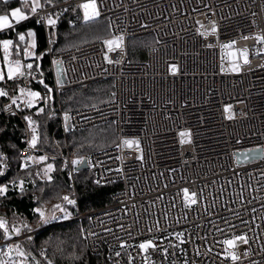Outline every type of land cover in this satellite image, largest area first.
<instances>
[{
    "label": "built area",
    "instance_id": "obj_1",
    "mask_svg": "<svg viewBox=\"0 0 264 264\" xmlns=\"http://www.w3.org/2000/svg\"><path fill=\"white\" fill-rule=\"evenodd\" d=\"M86 1L39 0L25 20L43 28L57 101L50 134L57 154L47 155L65 157L73 181L68 133L109 123L116 136L86 158L96 185L115 186L106 205L73 218L85 219L88 252L107 264H264V0H92L119 43L109 61L105 39L54 50L59 17L77 7L85 21ZM141 37L152 38L145 59L130 61L127 41ZM230 50H246L237 72ZM20 72L0 79L7 93L0 100L25 129L18 157L29 166L45 152L31 146L25 95L38 93L33 85L43 76L27 66ZM106 79L108 101L62 109V93ZM127 139L139 152L124 146ZM259 147L261 158L237 163V152ZM40 229L20 228L0 246L20 245ZM238 236L247 243H226ZM149 241L154 247H139ZM0 261L9 264L1 251Z\"/></svg>",
    "mask_w": 264,
    "mask_h": 264
},
{
    "label": "trees",
    "instance_id": "obj_2",
    "mask_svg": "<svg viewBox=\"0 0 264 264\" xmlns=\"http://www.w3.org/2000/svg\"><path fill=\"white\" fill-rule=\"evenodd\" d=\"M20 3V0H8L7 3L0 0V16L9 15L15 7L20 6ZM23 11L25 15L31 12L24 9ZM81 18V12L77 7H72L59 17L56 24L54 50L63 49L59 46L65 41L75 43L102 40L109 36L110 30L105 18L98 17L88 22L82 21ZM15 22L11 19L9 24ZM29 29L33 30L35 37L32 49L35 57L32 58L30 69L37 71L39 76H43V81L37 80L33 85L34 90L39 93V98L33 106L29 107L27 114L33 122L31 141L35 136V146L43 150L45 154L36 152L29 166L21 164L18 154L24 143L25 129L19 119L4 115L0 100V188L6 189L5 192L0 193V219L6 221V231L0 228V241L14 235V229L20 224V227L24 226L27 231L41 228L34 236L20 243L25 264H107L104 255H91L86 248L83 237L85 219L73 220V218L78 213L106 205L110 201V195L115 190V186L96 185L90 169L76 171L75 167L83 158H87L91 151L114 144L116 136L110 132L112 125L109 123L102 124L98 134L91 133L96 127L68 133V148L74 162L73 181L68 176L69 167L66 158L55 160L47 155L57 154L50 140L51 131L57 121L55 115L57 101L49 77L50 64L45 52L43 28L35 20L28 19L16 24L14 28L0 31V41L9 40L13 45L17 40L21 44L24 41H19V35ZM151 43V37L128 39V59L130 61L144 60L146 49ZM11 55L12 58L17 57L14 60L20 62L23 65L22 68L25 67L20 52H14ZM0 58H3L1 50ZM3 77L6 75L4 74ZM112 89V80L106 79L62 93L60 105L64 111H70L86 105L101 104L111 98ZM25 98L29 103L27 95ZM45 166L52 168L47 176H45ZM62 192L74 203H64L61 197ZM58 194L60 201L56 205H49L50 209L66 208L69 215L74 216L72 220L63 219V215L57 213L43 219L37 212V208H45V202ZM62 212L65 213V211ZM11 244H13L12 247L16 245L15 242ZM0 251L5 255V245L0 246ZM6 262L11 263L7 257Z\"/></svg>",
    "mask_w": 264,
    "mask_h": 264
},
{
    "label": "rangeland",
    "instance_id": "obj_3",
    "mask_svg": "<svg viewBox=\"0 0 264 264\" xmlns=\"http://www.w3.org/2000/svg\"><path fill=\"white\" fill-rule=\"evenodd\" d=\"M21 1V3H20V6L19 7H17V8H21L22 9V11H23V9L24 10H31V7H32V3H31V0H30V3L28 4V5H25L24 3H23V0H20ZM38 3L40 4V2H39V0H38ZM16 8V7H15ZM14 8V9H15ZM38 8V7H37ZM84 8V7H83ZM89 11H90V13H88L89 14V16H94V15H92V14H94V10L92 9V6H90L89 7ZM24 12V11H23ZM83 13H85V9H83ZM11 12L9 13V15L8 14H6V15H8L9 16V22L11 21V19H13L12 17H11ZM94 19H96V17H93L92 19H90V20H94ZM90 20H88V21H90ZM87 21V22H88ZM11 25V24H10ZM15 26L12 24L9 28L7 27V28H5V30H7V29H10V28H14ZM29 32H31L33 35H31V36H29L28 35V33ZM21 35H23L24 37H25V39L24 40H20L19 39V41H24V42H21V44H20V42H17V40H15L14 41V43H13V45H9V47H8V49H7V51H5V48H4V41H9V40H2V41H0V47H1V53H2V59L0 58V76H2V78H4L3 77V75L5 74L6 75V77H9V69H13V70H15V68H16V64H17V62H16V60H14V59H17V57H13L12 58V55H11V53H17V52H20L21 53V58H22V60L25 62V66H27V65H29V64H32V62H33V57H35V55L33 54V51H32V49H33V47H34V43H32L33 42V40H34V32H33V30H31V29H29V30H27L25 33H23V34H20L19 35V37L21 36ZM105 39V46H106V53H105V59L107 60V61H109V57H108V54H107V52L109 51V50H113V49H115V48H117L118 46H119V43H118V41H117V39L116 38H113L111 35H110V33H109V36L108 37H106V38H104ZM25 40H26V42H25ZM96 40H101V39H96ZM90 41H95V40H88V41H82V42H75V43H69V42H67V41H65L61 46H59L60 48H63V49H66V48H71V47H75V46H79V45H81V44H84V43H87V42H90ZM108 41H113V43L112 44H108L107 42ZM14 46H15V48H14ZM21 49V50H20ZM63 49H61V50H63ZM26 53H28L27 55H26ZM227 54H228V60H229V63H230V69H231V71L232 72H237L238 71V69L237 68H235L233 65H234V63L238 60V58L240 57V60L241 61H245V59H246V53L243 51V50H240L239 52H237L236 50H230V51H228L227 52ZM26 59V60H25ZM14 62V63H13ZM19 64L21 65V63L19 62ZM22 66L23 65H21V67H20V71L22 70V69H24V68H22ZM2 78H0V79H2ZM29 99H31V98H29ZM35 104V102L34 101H31V103H29V107L30 106H33ZM225 111L226 112H231V107L230 106H227V107H225ZM101 126L102 125H99V126H96V128H94V130L92 129V131H91V133L93 134H95V133H97V132H100L101 130H100V128H101ZM111 129L112 130H110V132L115 136V133H114V129H113V127H111ZM95 131V132H94ZM98 134V133H97ZM100 134V133H99ZM103 138H104V135L102 136ZM115 138V137H114ZM188 140V138H185L184 140H183V142H186ZM126 141V140H125ZM127 141H131V140H128L127 139ZM64 144V143H63ZM111 144V143H110ZM108 146H110L109 144L108 145H106V147H108ZM124 146L127 148V149H130V150H136L137 152H139V149L137 148V147H135L134 146V144L133 143H131V144H125L124 143ZM94 151H96V150H94ZM94 151H91V152H94ZM90 152V153H91ZM89 153V154H90ZM88 154V155H89ZM88 155H87V157H88ZM50 171H52V168H49V166H45V176H47L48 175V173L50 172ZM44 174V173H43ZM61 194V193H60ZM61 197H62V201H64V203H66V204H69V200H71L72 201V199H69L68 197H67V195L66 194H64L63 192H62V195H61ZM65 197H67L68 199L66 200V199H64ZM59 198H60V195L58 194V195H56L53 199H48L46 202H45V208H42V207H40V208H37V212L38 213H43V216H41L43 219H44V217H45V219H47L48 217H50V214H53V213H57L58 215H63V219H71L72 220V218L74 217V216H70L69 214V211H67V210H65L66 208H64V209H62V208H60V207H58V208H56L55 210L54 209H50V207H49V205H56L57 204V202H59L60 200H59ZM62 211H65V213L64 212H62ZM0 221H2L3 223H4V227H0L1 229H3V230H5L6 231V229H5V226H6V221H3L2 219H0ZM24 225V224H23ZM20 226H21V224H20ZM17 227L16 229H14V231L13 232H15L16 233V231L17 230H19L20 228H24L25 229V227L24 226H22V227ZM14 234V233H13ZM13 236V235H12ZM11 237V236H10ZM10 237L8 238V239H6V240H9L10 239ZM239 237H242V236H238V237H236V238H234V242H233V246L234 245H238V244H240V243H242L243 241H241L240 239H238ZM12 245L13 244H11V243H8V244H6L5 245V255H6V257L9 259V261L11 262L10 264H25V262H24V259H25V256L23 255V256H21V255H18L17 254V251H16V248H15V246L16 245H14V247H12ZM19 247H20V245H19ZM9 249H11V251L9 252ZM20 251H21V249H20ZM22 252V251H21ZM26 264H30V263H26Z\"/></svg>",
    "mask_w": 264,
    "mask_h": 264
},
{
    "label": "snow or ice",
    "instance_id": "obj_4",
    "mask_svg": "<svg viewBox=\"0 0 264 264\" xmlns=\"http://www.w3.org/2000/svg\"><path fill=\"white\" fill-rule=\"evenodd\" d=\"M8 2V0H4V3H7ZM23 3L25 4V5H28L29 3H30V0H23ZM31 3H32V7H31V11L33 12V13H35L36 12V10H37V7H39V3H38V0H31ZM89 7V5H84V8L85 9H87ZM92 7L94 8L95 7V5H92ZM11 17L18 23L19 21H22V20H25V19H27L28 17L25 15V13L22 11V9L21 8H15V9H13L12 11H11ZM94 15H98V13H95ZM93 17L92 16H89V14L87 13V11L85 12V21L87 22L88 20H90V19H92ZM48 23L49 24H55V20H52L51 18L48 20ZM11 25L9 24V16L8 15H2V16H0V28H5V27H10ZM28 35L29 36H31V35H33L31 32H29L28 33ZM19 39L20 40H24L25 39V37L23 36V35H21L20 37H19ZM4 43V48H5V51H7V49H8V47H9V45L11 44V41H4L3 42ZM108 44H112L113 43V41H108L107 42ZM243 51H245L246 52V50H243ZM28 53H26V55H27ZM245 63H247V59H245ZM20 67H21V65L19 64V62H17V64H16V68H15V70H13V69H9V78H12V76L14 75V74H20V75H23V73L22 72H20ZM27 67L28 68H31L32 67V65L31 64H29V65H27ZM0 78H2V76H0ZM47 87V86H46ZM22 92H23V90H21ZM49 91H51L50 89H49ZM7 93H5V92H3V91H0V95H6ZM28 95L29 96H31V97H38L39 96V93H34V92H30V93H28ZM15 100H13V103L15 104ZM29 103H31V101H29ZM29 123L31 124L32 122L29 120ZM181 135H183V133L181 134ZM35 143H36V137L35 136H33V139H32V142H31V146L32 147H35ZM124 143L125 144H131V143H133L132 141H124ZM41 159H43V158H41ZM51 166H49V168H50ZM6 191V189L5 188H0V193H3V192H5ZM185 191V195H187V190L185 189L184 190ZM193 195H195V194H193ZM64 199H68L67 197H65ZM69 203H74L73 201H71V200H69L68 201ZM193 203H195V200H193L192 201ZM41 216H43V213H41ZM0 227H4V223L2 222V221H0ZM18 231V230H17ZM238 239H240L241 241H243L244 243H247V239L245 238V237H239ZM226 243H228L229 245H232L233 244V241H226ZM139 247L141 248V249H143V250H147L149 247H154V245H152V242L151 241H149V242H146V243H141L140 245H139ZM15 248H16V251H17V254L18 255H21V256H23L24 255V253L23 252H21L20 251V247H19V245H16L15 246ZM11 251V249H9V252ZM117 255H119V253H117ZM238 257H236L235 255H233V259H237ZM0 264H4V262L3 261H0Z\"/></svg>",
    "mask_w": 264,
    "mask_h": 264
},
{
    "label": "water",
    "instance_id": "obj_5",
    "mask_svg": "<svg viewBox=\"0 0 264 264\" xmlns=\"http://www.w3.org/2000/svg\"><path fill=\"white\" fill-rule=\"evenodd\" d=\"M16 24L17 23H14L13 25L15 26ZM5 28H7V27H5ZM5 28H3V30ZM55 70L57 72L59 82L60 83L63 82L64 81V75L62 73L61 64L59 62L55 63ZM261 157H262V148H260V147L259 148H254V149H249V150H243V151H240V152L236 153V161H237V163L249 162V161H252V160L259 159ZM87 168H88L87 159L83 158L80 161V163L75 167V170L79 171V170H83V169H87Z\"/></svg>",
    "mask_w": 264,
    "mask_h": 264
},
{
    "label": "bare ground",
    "instance_id": "obj_6",
    "mask_svg": "<svg viewBox=\"0 0 264 264\" xmlns=\"http://www.w3.org/2000/svg\"><path fill=\"white\" fill-rule=\"evenodd\" d=\"M86 4L89 5V7L92 6V5H95L94 2H93L92 0H88V1H86L85 3H83L82 6L84 7V5H86ZM89 7H88L87 9L83 8V9H85V12L87 11V13H90V11H89ZM92 9L95 11L94 14L97 13L96 6H95L94 8L92 7ZM94 14H92V15H94ZM84 15H85V13H84ZM93 17H96V18H97V15H94ZM4 30H5V29H4Z\"/></svg>",
    "mask_w": 264,
    "mask_h": 264
},
{
    "label": "crops",
    "instance_id": "obj_7",
    "mask_svg": "<svg viewBox=\"0 0 264 264\" xmlns=\"http://www.w3.org/2000/svg\"><path fill=\"white\" fill-rule=\"evenodd\" d=\"M1 29H3V28H1ZM34 41H35V39L33 40V42L32 43H34ZM28 99H29V96H28ZM29 101H32L31 99H29Z\"/></svg>",
    "mask_w": 264,
    "mask_h": 264
}]
</instances>
